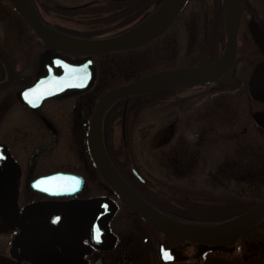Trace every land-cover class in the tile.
Here are the masks:
<instances>
[{"label":"flooded vegetation","instance_id":"flooded-vegetation-1","mask_svg":"<svg viewBox=\"0 0 264 264\" xmlns=\"http://www.w3.org/2000/svg\"><path fill=\"white\" fill-rule=\"evenodd\" d=\"M163 1L51 0L50 24L44 7L33 0L41 20L51 31L89 41L119 37L132 31ZM246 6L254 9L244 0L243 14ZM25 24L44 49L37 74L16 71L13 81L0 88V264H264V240L258 237L264 236V216L250 229L223 241L207 242L188 237L216 236L210 233L215 226L231 221L254 206L264 193L249 202L245 188L233 192L237 188L232 184L233 177L240 181L245 175L255 174L243 173V169L241 173L234 172L231 154L198 152L203 137L194 143L193 152L180 151L182 146H176L175 152L168 151L174 148L168 144L174 140L178 123L185 117L182 105L166 124L158 142L147 139L148 152L144 154L131 152L130 139H123L125 152H118L117 143L109 136L112 115L122 110L125 126L131 108L138 106L147 110L162 97L182 92L187 84L119 97L108 106L101 119L102 143L119 174L152 209L179 225L185 233L160 227L126 202L102 175L94 159L89 133L101 96L113 87L153 71L172 68L121 72L126 79L106 88L110 63L123 62L126 56L122 53L140 49L159 35L138 46L91 55L72 54L47 45L28 23ZM257 24L264 32V15L258 18ZM250 42L252 40H245L244 45L239 41L235 64L245 51L242 47H248ZM263 46L264 41L260 48L264 55ZM250 52L251 49L246 48L245 53ZM53 56H63L77 63L92 57L94 77L90 87L71 89L58 96L25 91L44 75L39 74L42 62ZM262 58L254 76H257L256 99L264 103V56ZM228 72L190 85L215 89L216 81L222 82ZM10 76L0 74V82ZM223 84L228 86L227 82ZM212 106L209 105L206 112L201 110V105L194 106L192 115L196 121L204 116L208 118L210 113L214 116ZM242 130L247 132L248 127ZM152 147H159L161 152H150ZM242 165L235 163L234 166L241 168ZM262 174V170L256 174V187H262ZM51 191L64 193L52 194Z\"/></svg>","mask_w":264,"mask_h":264},{"label":"rangeland","instance_id":"rangeland-1","mask_svg":"<svg viewBox=\"0 0 264 264\" xmlns=\"http://www.w3.org/2000/svg\"><path fill=\"white\" fill-rule=\"evenodd\" d=\"M38 2L44 7L46 20L51 24V0ZM248 3L257 12L246 8L239 41L245 45V40H252L248 47H242L245 51L247 48L252 52L240 53L237 63L228 72V77L222 82L216 81L215 89L209 86L197 88L187 84L182 92L169 94L165 99L162 97L147 110L138 106L131 108L130 119H126L125 126L122 124V110L118 111L112 115L108 130L109 136L117 143L115 148L118 152H125L123 139H130L131 152L144 154L148 152L145 148V142H149L147 139L158 142L157 139L166 130V124L176 116L175 112L182 105L185 117L178 123L172 145L168 144V147L174 148H168V151L175 152L178 150L176 146H182L183 150L180 151L193 152L194 143L203 137L205 139L198 152L231 154L234 172L241 173L243 169V173L247 171L248 174H255L251 177L245 175L240 181L233 177L232 182L237 185L233 192H238L236 190L241 187L245 188L247 200L250 202L260 198L262 191L264 193V180L261 188L255 186L258 171L262 170L264 176V103L256 99L257 76H254L257 74V64L264 56L260 49L264 32L257 24L258 18L264 15V0H248ZM220 4L221 0H188L165 33L140 49L122 53L126 56L123 62L110 63L106 88L126 79L121 72L156 70L214 59L222 51L223 34L226 40V31L222 30ZM25 23L10 0H0V47L7 51L18 74H37L44 46ZM4 65L0 61V74H9ZM113 73L116 75L112 76ZM224 82L228 86H224ZM200 105L205 112L209 105H213L211 108L215 110L214 116L210 113L208 118L204 116L196 121L192 110L194 106ZM245 126L248 127L247 132L242 130ZM149 151L161 152V149L152 147ZM235 163L243 165L240 168L234 166ZM258 237L264 240V236Z\"/></svg>","mask_w":264,"mask_h":264},{"label":"water","instance_id":"water-1","mask_svg":"<svg viewBox=\"0 0 264 264\" xmlns=\"http://www.w3.org/2000/svg\"><path fill=\"white\" fill-rule=\"evenodd\" d=\"M41 39L49 46L72 54H97L143 44L162 33L176 18L187 0H164L159 8L140 26L119 37L96 41L77 40L59 35L41 20L32 0H10ZM226 1V44L222 55L215 61L201 65H185L146 74L136 80L106 91L97 102L89 133L91 152L102 175L131 206L150 218L160 227L183 232L179 225L171 223L152 209L123 179L109 159L101 139V119L108 106L117 98L144 91L192 84L214 79L229 71L235 63L238 50V31L243 13L244 0ZM0 58L10 71V78L0 82V88L9 85L16 74L11 58L0 48ZM39 78L25 91L45 92V96H58L71 89L90 87L94 77L92 57L79 63L63 56H53L42 62ZM50 92V93H49ZM48 93V94H47ZM61 194L63 191H51ZM264 216V196L251 208L231 221L213 228L216 236H188L207 242L223 241L250 229Z\"/></svg>","mask_w":264,"mask_h":264},{"label":"trees","instance_id":"trees-1","mask_svg":"<svg viewBox=\"0 0 264 264\" xmlns=\"http://www.w3.org/2000/svg\"><path fill=\"white\" fill-rule=\"evenodd\" d=\"M220 7H221V22H222V30L224 31L226 28V7H225V0H221V4H220ZM247 9L250 10V8L248 6H246ZM221 43L222 45L224 46V43H225V39H224V34L221 36ZM220 53H218V55L216 54V57L219 56ZM215 57V58H216Z\"/></svg>","mask_w":264,"mask_h":264},{"label":"snow or ice","instance_id":"snow-or-ice-1","mask_svg":"<svg viewBox=\"0 0 264 264\" xmlns=\"http://www.w3.org/2000/svg\"><path fill=\"white\" fill-rule=\"evenodd\" d=\"M99 238V237H98Z\"/></svg>","mask_w":264,"mask_h":264}]
</instances>
